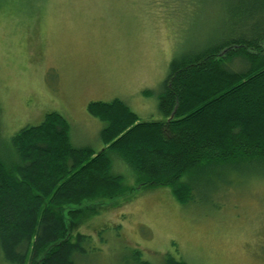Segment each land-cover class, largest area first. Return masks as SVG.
Returning a JSON list of instances; mask_svg holds the SVG:
<instances>
[{
	"label": "rangeland",
	"instance_id": "rangeland-1",
	"mask_svg": "<svg viewBox=\"0 0 264 264\" xmlns=\"http://www.w3.org/2000/svg\"><path fill=\"white\" fill-rule=\"evenodd\" d=\"M164 1L0 0V156L10 157L11 136L52 111L69 122L75 147L99 150L104 123L91 102L120 99L142 121L162 119L171 58L203 47L219 15L209 3L195 12ZM241 67L235 60L232 68ZM113 164L125 193L83 200L75 221L62 212L72 234L91 237L76 264H132L134 249L152 264L167 254L187 264H264L263 172L201 176L180 204L170 187L142 188L126 165Z\"/></svg>",
	"mask_w": 264,
	"mask_h": 264
},
{
	"label": "trees",
	"instance_id": "trees-1",
	"mask_svg": "<svg viewBox=\"0 0 264 264\" xmlns=\"http://www.w3.org/2000/svg\"><path fill=\"white\" fill-rule=\"evenodd\" d=\"M170 1L195 12L209 3L219 15L203 47L171 58L158 98L162 119L142 121L113 99L88 105L104 123L99 150L75 147L69 122L55 111L10 137V157L0 156L2 261L76 264L91 237L72 234L62 212L75 221L83 200L125 193L116 160L142 188L170 187L180 204L192 200L201 176L226 168L264 173V0ZM132 264L152 263L134 249ZM162 264L187 263L167 254Z\"/></svg>",
	"mask_w": 264,
	"mask_h": 264
}]
</instances>
